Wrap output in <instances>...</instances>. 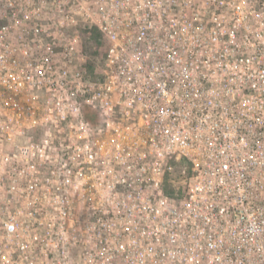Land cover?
<instances>
[{"label":"built area","instance_id":"1","mask_svg":"<svg viewBox=\"0 0 264 264\" xmlns=\"http://www.w3.org/2000/svg\"><path fill=\"white\" fill-rule=\"evenodd\" d=\"M0 198V264H264V0H0Z\"/></svg>","mask_w":264,"mask_h":264},{"label":"trees","instance_id":"2","mask_svg":"<svg viewBox=\"0 0 264 264\" xmlns=\"http://www.w3.org/2000/svg\"><path fill=\"white\" fill-rule=\"evenodd\" d=\"M81 38L82 40H86L88 44H81V51L87 53V51H90L91 56L88 59L87 65L89 68H93L96 66V63L94 62L93 56H97L99 53L102 54V61L104 60L107 50H108V45L104 41L102 35L96 28H85L81 30Z\"/></svg>","mask_w":264,"mask_h":264},{"label":"rangeland","instance_id":"3","mask_svg":"<svg viewBox=\"0 0 264 264\" xmlns=\"http://www.w3.org/2000/svg\"><path fill=\"white\" fill-rule=\"evenodd\" d=\"M88 42V41H87ZM86 42V40H82V38H81V34H80V44H88ZM90 51H91V49L89 50V51H87V53H85V52H83L82 51V53L84 54V56H85V58L86 59H89L90 57L89 56H91V53H90ZM93 58H94V62L96 63V66H97V68H98V70H100V68H101V66H102V64H103V61H102V54H98L97 56H93ZM1 199V198H0Z\"/></svg>","mask_w":264,"mask_h":264}]
</instances>
